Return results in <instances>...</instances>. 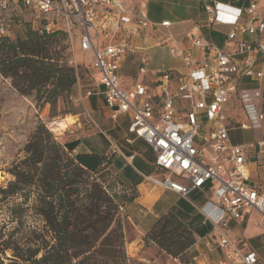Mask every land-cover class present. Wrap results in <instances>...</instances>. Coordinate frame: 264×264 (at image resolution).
<instances>
[{
	"label": "built area",
	"instance_id": "built-area-1",
	"mask_svg": "<svg viewBox=\"0 0 264 264\" xmlns=\"http://www.w3.org/2000/svg\"><path fill=\"white\" fill-rule=\"evenodd\" d=\"M258 1L248 0L233 13H225L220 3L205 6L215 21L236 27L228 32V41H234L236 31L252 35V40H235L230 50L195 40L201 60L172 51L182 56L184 72H158L151 84L136 83L125 89L118 70L124 58L136 51L134 37L148 26L145 0H0V38L10 34L4 12L15 4L34 9L46 31H63L73 49L91 53L90 66L97 74L109 118L126 114L127 132L142 139L154 154L158 173L145 179L183 197L195 190L209 193L199 205L190 202L211 226L198 241L207 252L219 249L222 254L212 264H259L253 251L242 248L230 221L242 220L248 209L264 216V189L250 184L247 159L250 146L264 153V136L253 144L232 143L224 111L236 93L247 117L240 126L264 127V90L237 92L236 88L241 76L264 77V10L258 9ZM146 60L145 55L140 58L141 73L146 72ZM117 213H123V206Z\"/></svg>",
	"mask_w": 264,
	"mask_h": 264
},
{
	"label": "rangeland",
	"instance_id": "rangeland-1",
	"mask_svg": "<svg viewBox=\"0 0 264 264\" xmlns=\"http://www.w3.org/2000/svg\"><path fill=\"white\" fill-rule=\"evenodd\" d=\"M4 17L10 25L11 39L16 36L23 37L26 30L42 23V17L34 9L15 4L8 7L4 12ZM144 32L143 34H145ZM135 43L137 46H141L138 52H141V55H146L148 59L146 68L149 72L147 76L153 77L154 71H166L167 67L171 65L180 66L179 60L172 58L168 51L160 54L152 52V49H147L146 38L144 40L141 36H137ZM55 49L58 50V47ZM61 54L69 64L75 67L77 82L71 88L69 95L58 100L52 108L46 104L39 109L32 98L19 94L11 86L10 80L0 75V188L6 187L10 181L15 179L13 171L16 170V167L19 171L23 169L28 171L27 166L30 165V162H23L26 157L25 147L39 123L44 124L53 139L60 145L77 143L70 153L71 156L77 152L96 150L97 142L101 140L98 137L99 130H104V126L109 123L101 107L100 86L97 84V74L90 66L88 53L81 52L77 46L73 49L69 44H65V49ZM124 59L122 74L135 76L139 65V55L136 52L130 53ZM68 116L74 120L71 125L58 129V126L52 123L54 120ZM230 116L232 122L241 118V104L230 112ZM242 116L243 122L247 121L244 110ZM227 127L232 143L249 141L256 135L253 130H242L232 127L230 124ZM114 171L112 166H107L95 172H88L81 177L88 183V187L85 190L81 186L76 196L75 203L76 207L80 208L79 213H82V209L89 204L92 211H96V183L102 182L107 188H114L116 182L120 181L119 177L114 175ZM122 181L127 185L124 180ZM37 193L38 189L35 187L14 195L5 196L0 193V243L13 232L12 239L17 242V254L20 255V258L11 259L13 253L10 249H6L4 252H0V264H30L31 259H26L30 252L41 243L39 236L43 234L44 220L36 209L40 205L36 200ZM95 217V213L85 214L86 219L94 220ZM256 221V216L252 215V223ZM111 228L113 230L106 237H98V234L91 229L78 233L72 242L73 249L71 250L76 256L70 262L63 258L62 263L184 264L187 260L186 256L173 258L167 255L153 242L145 245L143 237L140 242L139 233L127 221L123 213L113 214ZM45 234L47 239L53 243L52 233ZM84 235L87 237L85 238ZM261 242L259 241V243ZM85 249H89V251L81 253ZM261 250L264 251V247ZM42 253L43 249L38 256Z\"/></svg>",
	"mask_w": 264,
	"mask_h": 264
},
{
	"label": "trees",
	"instance_id": "trees-1",
	"mask_svg": "<svg viewBox=\"0 0 264 264\" xmlns=\"http://www.w3.org/2000/svg\"><path fill=\"white\" fill-rule=\"evenodd\" d=\"M65 44H68L65 33L60 30L46 31L43 21L37 27L26 30L23 37L11 39L10 34L2 36L0 75L8 78L19 94L32 98L39 109L46 104L52 108L58 100L69 95L77 82L75 67L61 54ZM76 144L60 145L44 124L39 123L25 147L23 162H30L28 171H19L16 167L13 171L15 179L0 188V193L5 196L34 187L38 189L36 200L40 205L36 209L43 216L44 225L43 234L39 236L41 243L26 259H31L30 264H63V258L67 262L72 261L76 256L71 252L75 236L89 229L95 231L98 237L109 235L113 230V214L133 197L131 188L122 181L127 177L118 176L121 182H116L114 188H107L102 182L96 183L95 212L89 204L79 213L76 196L81 186L85 190L88 187L81 177L106 168L111 164V157L94 151L77 152L71 156ZM128 180L132 185L141 181ZM84 213H95L96 217L94 220L86 219ZM48 232L52 233L53 243L46 237ZM12 233L0 243V252L10 249L13 253L11 259H16L20 255L17 254L18 245L12 239ZM143 241L145 245L155 243L173 258L186 256L184 263H189L191 258L186 251L195 238L189 226L174 212L168 211L156 218L151 229L144 234ZM41 249L43 253L38 256ZM88 251L85 249L81 253Z\"/></svg>",
	"mask_w": 264,
	"mask_h": 264
},
{
	"label": "crops",
	"instance_id": "crops-1",
	"mask_svg": "<svg viewBox=\"0 0 264 264\" xmlns=\"http://www.w3.org/2000/svg\"><path fill=\"white\" fill-rule=\"evenodd\" d=\"M213 3L222 4L221 7L225 13H233V8L245 7L248 4V0H145V14L148 26L142 30L140 36L144 40L145 38L147 39L148 46L146 48L160 54L168 51L172 58L179 60L180 66H168L166 71L184 72L186 70L182 56L173 55V50L188 53L197 60L202 59L201 50L193 44L195 40L199 39L230 50L235 40L245 39L250 41L253 39V36L248 33L242 34L236 31L234 41H228V32L233 29L236 30V27L215 21L214 15L205 9L207 4ZM258 9L264 10V0L258 1ZM164 21H168L169 24L166 26L162 25ZM143 31H145V34H143ZM135 41L136 37H134L133 42L136 47L135 52L139 55V65L135 76L122 74L124 61L118 70L121 86L125 89L132 88L136 83L151 84L156 79L155 74L164 71H154L152 73L153 77L147 76L149 72L147 68L146 72H139L140 58L144 55L138 52L141 46H137ZM81 52L88 53L91 64V53L89 51ZM147 61L148 59L146 60V65ZM254 67L259 69L260 65L255 61ZM236 88L237 92L247 88L264 90V77L258 80H251L248 77L241 76L237 81ZM101 101L103 113L109 123L104 126V130H99L98 137L101 140L97 142V149L93 151L109 155L111 164L108 167L112 166L115 169L114 175L127 177V180L124 179V181L127 184L126 186L131 188L133 197L123 206V215L139 233V241H142V237L151 229L160 214L172 211L193 232L195 241L187 249L186 254L190 256L194 264H212L222 258L219 249L207 252L204 244L198 241L199 238L210 232L211 226L208 222L203 221L195 205L190 202L192 200L196 205H199L209 196V193L195 190L190 192L187 197H183L145 179V176L158 173V169L154 164L152 150L142 139L133 137L127 132L129 120L126 114H121L116 120H111L102 96ZM229 102L231 103L228 106ZM240 104L241 101L238 95L234 93L232 98L224 105L227 126L230 124L232 127L256 132L252 140L242 142L253 144L257 138L264 136V127L262 129H243L240 126L244 120L242 104L241 118L232 122L230 120V112L238 108ZM128 137L133 138L131 142H127L126 139ZM247 159L249 161L250 184L257 189H264V153H259L254 146H250ZM128 178L131 180L141 179V181L132 185ZM252 215L256 216L257 221L255 223H252ZM230 226L242 248L246 251H253L258 257L259 264H264V251L261 250L264 247V216L254 209H248L244 212L242 220H231ZM259 241L262 242L259 243Z\"/></svg>",
	"mask_w": 264,
	"mask_h": 264
},
{
	"label": "bare ground",
	"instance_id": "bare-ground-1",
	"mask_svg": "<svg viewBox=\"0 0 264 264\" xmlns=\"http://www.w3.org/2000/svg\"><path fill=\"white\" fill-rule=\"evenodd\" d=\"M52 123L57 125L58 129H61L63 127H66V126L71 125L72 123H74V120H73V118L68 116V117H64V118L58 119V120H54Z\"/></svg>",
	"mask_w": 264,
	"mask_h": 264
}]
</instances>
